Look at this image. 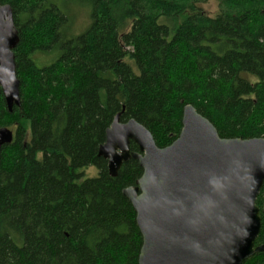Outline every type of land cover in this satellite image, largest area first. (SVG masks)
Returning a JSON list of instances; mask_svg holds the SVG:
<instances>
[{
	"label": "trees",
	"instance_id": "trees-1",
	"mask_svg": "<svg viewBox=\"0 0 264 264\" xmlns=\"http://www.w3.org/2000/svg\"><path fill=\"white\" fill-rule=\"evenodd\" d=\"M69 2L87 4L81 31ZM207 2L1 0L19 31L21 106L10 113L0 88V128L15 135L0 154V264H139L123 190L143 170L130 160L113 178L99 156L118 115L159 148L178 139L186 105L223 139L264 138V0H220L216 16Z\"/></svg>",
	"mask_w": 264,
	"mask_h": 264
},
{
	"label": "water",
	"instance_id": "water-1",
	"mask_svg": "<svg viewBox=\"0 0 264 264\" xmlns=\"http://www.w3.org/2000/svg\"><path fill=\"white\" fill-rule=\"evenodd\" d=\"M19 31L10 5L0 0V88L10 113L21 106L14 51ZM118 115L99 156L116 178L130 160L143 170L137 185L123 190L136 213L142 237L139 264H244L255 254L264 187V138L223 139L192 105L183 110L182 130L166 148L132 119ZM0 128V154L14 141ZM138 148L131 151V144Z\"/></svg>",
	"mask_w": 264,
	"mask_h": 264
},
{
	"label": "rangeland",
	"instance_id": "rangeland-1",
	"mask_svg": "<svg viewBox=\"0 0 264 264\" xmlns=\"http://www.w3.org/2000/svg\"><path fill=\"white\" fill-rule=\"evenodd\" d=\"M68 6L72 7L75 30L76 31L83 30L89 22V19L87 16V4L78 6V5H75L74 2H72L71 4L69 2ZM202 8L206 14L210 16H216L220 11V0H208V2L205 3L202 6ZM45 63H46V60H45ZM10 129L14 130L13 128H10ZM97 175H98V171L93 167H90L85 171L86 178L96 177Z\"/></svg>",
	"mask_w": 264,
	"mask_h": 264
}]
</instances>
